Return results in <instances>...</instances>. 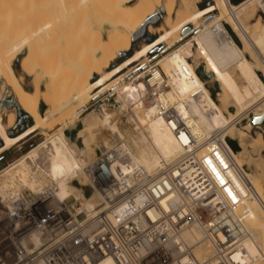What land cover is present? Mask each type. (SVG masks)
I'll list each match as a JSON object with an SVG mask.
<instances>
[{"label":"bare ground","instance_id":"1","mask_svg":"<svg viewBox=\"0 0 264 264\" xmlns=\"http://www.w3.org/2000/svg\"><path fill=\"white\" fill-rule=\"evenodd\" d=\"M5 1L8 3L2 5L0 0V153L38 130L43 139L0 172V208L5 210L0 212V264H10L16 246L28 250L40 243L36 230L19 236L7 227L6 212L58 208L70 196L75 202L68 207L75 210H89L98 202L95 193L88 199L71 184L72 180L86 183L89 179L94 158L88 161V156L93 150L100 147L104 158L109 159L107 151L119 147L127 161H112L115 174L117 169L123 174L141 169L157 177L163 166L184 154L185 147H199L197 155L209 161L214 133L220 140L226 135L238 145L234 151L224 140L233 168L226 174L227 191L240 192L245 212L243 260L264 264V188L257 190L255 185L264 173V139L256 132L257 126L252 128L249 122L234 127L235 120L249 110L252 116L264 114V83L257 75L260 72L264 78V22L256 16L259 24L252 31L242 20L243 14L252 15L256 10L264 15L263 0H243L237 5L213 0L201 9L192 6V0ZM222 21L241 41L242 48ZM189 24L202 26L191 39L195 50L187 41L169 49L157 60L158 68L148 70L151 77L145 86L139 74L130 84L115 89L109 109L103 108L100 115L92 110L79 119L92 96L111 86L134 64H141L160 44L175 43L180 30ZM146 32L156 36L127 56L131 39ZM199 64L204 66L207 81L196 72ZM212 83L218 89L216 100L206 86ZM127 114L125 124L119 126L121 116ZM20 116L27 117V122L32 116L35 120L16 133L20 127L16 118ZM79 120L86 135L78 133L70 140L64 127H74ZM250 128L255 132L248 133ZM107 132L105 136L110 134L111 141L95 139ZM187 141L189 145L184 146ZM247 151L255 155L245 156ZM216 154L222 158L218 151ZM243 164L248 173L240 170ZM217 168L213 167L218 172ZM248 188L257 200L247 198ZM15 234L17 238H13ZM184 238L194 242L200 235L189 231ZM11 248L12 254L1 259Z\"/></svg>","mask_w":264,"mask_h":264},{"label":"built area","instance_id":"2","mask_svg":"<svg viewBox=\"0 0 264 264\" xmlns=\"http://www.w3.org/2000/svg\"><path fill=\"white\" fill-rule=\"evenodd\" d=\"M257 129L264 136L263 128ZM217 135L211 136L215 146L209 161L197 155L199 147H185L157 177L141 169L128 174L117 169V175L112 161L124 164L126 156L119 147L107 151L109 159L99 151L83 185L89 192L81 189L88 199L95 193L98 202L89 210L69 208L73 198L45 211L6 212L7 227L19 236L36 230L40 243L28 250L11 248L1 259L14 249L10 264H251L243 260L240 192L227 191L226 174L233 171L224 144L228 136L220 140ZM245 193L257 200L252 189ZM189 231L200 238L186 241Z\"/></svg>","mask_w":264,"mask_h":264},{"label":"rangeland","instance_id":"3","mask_svg":"<svg viewBox=\"0 0 264 264\" xmlns=\"http://www.w3.org/2000/svg\"><path fill=\"white\" fill-rule=\"evenodd\" d=\"M8 1H12V3H13L16 0H8ZM192 1H193L192 2V6H194L196 8H199V9L204 8V7L209 6V5L214 3L213 0H192ZM242 1L243 0H229V2L232 5H237L240 2H242ZM1 2H2V5H3V3H5L6 1L5 0H1ZM263 2H264V0H263ZM6 3H8V2H6ZM9 3H11V2H9ZM2 5L0 4V6H2ZM217 13H218V11L214 12V15L217 14ZM246 14L242 15V18H243L242 20H244V24H246V25L248 24V27H249L248 30H252V31L256 30V26H258V24H259V22H257L256 16H259L258 21L264 22V15L262 13H260L258 10L253 12L252 15L251 14H247L246 15ZM158 23H159V18H158V21L156 23H154V26H156ZM222 24H223L224 28L226 29V31L228 32L229 36L234 40L236 45L238 47L242 48L241 41L230 30L229 26L224 21H222ZM201 28H202V26L200 24L196 25V26L194 24H189L186 28L180 30L179 38H178L177 41H175V43H172L170 46H167L166 44H160L158 47L154 48V50H152L150 53L147 54L146 59L141 64H139V63L134 64L129 69L125 70L121 74L120 79L116 80L111 86L106 87L101 92H99L96 95L92 96L89 99L88 103L85 105V107L81 110V116H80L79 119H83L86 116L85 114H88L92 110H95L96 113L97 114L99 113L98 115H100V112H102L103 108L104 109L105 108L109 109L111 107V104H112L113 99H114L115 89L118 88L119 86L123 85V84H125V85L130 84L133 81V79L135 78V76H137L139 74H142L143 75V79L141 80V83L144 84V86H145L147 84V81L151 77V75H150L148 70L150 68H154V67L158 68L157 60H159V58H161L162 55L166 54L169 51V49L173 50L175 47L179 46L181 43L187 41L188 42V46L190 47V49H194L195 50L196 45L194 44V41H192L191 39ZM155 36H156V34H152V33H147L146 32V34L144 33L141 36H136V37L132 38L131 39V43H130L131 45L129 46V49H128L126 55L128 56V54L132 53L133 50L139 48L143 43L150 42ZM183 49H185V47ZM126 55L118 56L117 59H115L114 62L111 63L110 66H113L114 64L118 63ZM245 56H246L248 61L253 62L254 59L251 58L248 54H245ZM187 58L191 62V57L187 56ZM196 72L199 74L200 78L203 79L204 81L205 80L207 81L209 79L208 75L204 72V66L202 64L197 65ZM257 75L259 76V78L264 83V78L262 77L261 73L257 72ZM95 77L96 76H94L92 79H94ZM29 82H30V79L26 83L29 85ZM206 86H207V88H208V90L210 92L211 97L214 100H216L215 94L217 93V90H218L217 89V85L215 83L214 84L212 83V84H207ZM30 88H31V86H30ZM142 94H143V90H142ZM102 105H104L105 107L102 106ZM44 107L45 106L43 105V106H41L39 108V113L37 115L38 117L41 116V112L43 111ZM227 109L230 112H234V110H235L234 108H230L229 106H227ZM251 113H252V110H249V111H247V113H244L240 118L235 120L234 127L238 128V127L243 126L246 122H249L251 124L252 128H253V126H261L263 128V125H253L252 124V122H251L252 121V119H251L252 114ZM127 117H129V114H127L126 116H121L120 120L118 121L119 122V126L125 124ZM26 118H22V116L16 118V121H19V124H20L19 125L20 127L16 131V133H18V131H20L22 129H25L29 124H31L35 120L34 116H32V120L27 122ZM81 126H82V120H79L75 124L74 127H71L70 125L65 126L64 127V134L70 140H73V138L78 133H81L82 135H86V132L82 131V127ZM56 128L57 127L50 129L49 132H53V130H55ZM252 128H250L248 130V133H251V131L252 132L254 131V129L252 130ZM263 131H264V128H263ZM256 132L260 133V130L256 129ZM108 133L109 132L103 133V135H96L95 139H97L99 141L100 140L99 138L103 137L104 140H110L111 141L112 139H110L111 138L110 134H109V136H105V134L108 135ZM105 137H106V139H105ZM42 139H43V136L40 135V132L38 130L36 132L31 133L28 137H26L20 143L12 146L11 148L3 151L2 153H0V172L5 167H7L9 164H11L13 161H15L18 157H20L22 154H24L29 149H31L35 144L40 142ZM262 139H263V134H262ZM77 145L80 146V148L82 149V152H83V146H81V142L80 141L77 142ZM99 151H102L100 147H99V150L98 149L93 150V152L90 153L89 156H88V161H91L95 156H98ZM248 155H255V152L250 153L249 151H247L245 153V156H248ZM243 167H244L245 170L242 169V167L240 168V170L248 173L249 172L248 167L245 164H243ZM263 177H264V173H263V176L261 178H258L256 180V182H255L257 190H259L258 188H264V178ZM81 182L85 183L84 180L83 181L72 180L71 184L73 186L77 187V188L82 189L85 192V194H87L89 192V190H88V188L86 186L83 187ZM23 186H24L23 188L25 189V192L27 194L28 193V190H27L28 184L25 181L23 182ZM72 199L73 198L70 196L69 198H67L65 200V202L66 203H71ZM3 211H5V210L0 208V212H3ZM257 232L259 234L261 232V229H259Z\"/></svg>","mask_w":264,"mask_h":264},{"label":"water","instance_id":"4","mask_svg":"<svg viewBox=\"0 0 264 264\" xmlns=\"http://www.w3.org/2000/svg\"><path fill=\"white\" fill-rule=\"evenodd\" d=\"M251 119H252L251 122L253 125H263V128H264V114L260 116H252ZM263 139H264V136H263ZM227 142L232 150L235 151L238 149V145L235 141L228 139Z\"/></svg>","mask_w":264,"mask_h":264},{"label":"crops","instance_id":"5","mask_svg":"<svg viewBox=\"0 0 264 264\" xmlns=\"http://www.w3.org/2000/svg\"><path fill=\"white\" fill-rule=\"evenodd\" d=\"M27 137H28V136H27ZM23 140H24V139H23ZM21 141H22V140H21ZM21 141H20V142H21ZM20 142H19V143H20ZM17 144H18V143H17Z\"/></svg>","mask_w":264,"mask_h":264}]
</instances>
